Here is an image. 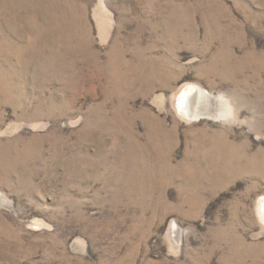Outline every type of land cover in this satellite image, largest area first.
<instances>
[{
  "label": "rangeland",
  "instance_id": "374dc122",
  "mask_svg": "<svg viewBox=\"0 0 264 264\" xmlns=\"http://www.w3.org/2000/svg\"><path fill=\"white\" fill-rule=\"evenodd\" d=\"M0 264H264V0H0Z\"/></svg>",
  "mask_w": 264,
  "mask_h": 264
},
{
  "label": "bare ground",
  "instance_id": "6f19581e",
  "mask_svg": "<svg viewBox=\"0 0 264 264\" xmlns=\"http://www.w3.org/2000/svg\"><path fill=\"white\" fill-rule=\"evenodd\" d=\"M200 101L202 102V93L197 88H193L191 90L184 91L181 94L179 98V107L188 115L195 116V114H198L199 112Z\"/></svg>",
  "mask_w": 264,
  "mask_h": 264
}]
</instances>
